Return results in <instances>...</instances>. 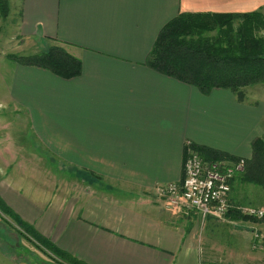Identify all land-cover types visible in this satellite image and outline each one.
<instances>
[{
  "label": "crops",
  "instance_id": "obj_1",
  "mask_svg": "<svg viewBox=\"0 0 264 264\" xmlns=\"http://www.w3.org/2000/svg\"><path fill=\"white\" fill-rule=\"evenodd\" d=\"M10 5L19 16L17 36L70 44L82 72L66 79L15 61L8 100L27 113L33 140L76 175L69 179L75 188L73 196L52 203L0 174L1 198L86 264H204L201 219L168 209L154 188L184 178L188 144L250 159L253 140L264 136V108L229 89L205 94L146 60L162 28L180 13L251 12L264 0ZM23 252L18 261L5 254L2 264H51L39 250Z\"/></svg>",
  "mask_w": 264,
  "mask_h": 264
},
{
  "label": "trees",
  "instance_id": "obj_2",
  "mask_svg": "<svg viewBox=\"0 0 264 264\" xmlns=\"http://www.w3.org/2000/svg\"><path fill=\"white\" fill-rule=\"evenodd\" d=\"M12 13L10 0H0V14L8 18ZM263 31L264 13L261 10L244 13H180L160 31L146 64L165 75L198 87L205 94L213 88H224L244 96V88L264 83V38L259 37L264 36ZM46 41L49 43L46 49L20 56L18 61L41 67L66 79L79 76L82 61L72 53L71 45L50 38ZM194 148L204 160L235 158L201 146ZM42 149L37 151L42 154ZM252 150L246 170L232 181V209L222 219L233 222L250 218L240 213L238 207L242 205H236L232 197L234 185L238 181L241 184L252 182L264 186V136L253 140ZM0 210L15 221L25 238L34 242L33 245L56 264H86L59 248L34 225L23 220L1 196ZM5 220L10 222L8 218Z\"/></svg>",
  "mask_w": 264,
  "mask_h": 264
},
{
  "label": "rangeland",
  "instance_id": "obj_3",
  "mask_svg": "<svg viewBox=\"0 0 264 264\" xmlns=\"http://www.w3.org/2000/svg\"><path fill=\"white\" fill-rule=\"evenodd\" d=\"M260 10L264 13V7ZM11 11L13 13L8 18L0 14V174L27 191H40L43 196L49 197V202L61 203L69 194L73 196L74 186L69 179L75 176H70L58 156L33 140L27 113L8 100V84L15 61L20 60V56L46 49L49 43L17 36L19 16L13 7ZM243 90L251 107L264 108V83L250 85ZM41 148L42 154L37 151ZM232 197L236 205L264 210V186L238 181ZM5 218L11 223H7ZM256 219L250 217L225 222L210 216L205 221H199L197 238L204 264H264V220ZM19 230L15 221L0 210V264L5 254L18 261L23 251L38 250L34 242L25 238ZM46 259L56 264L52 259Z\"/></svg>",
  "mask_w": 264,
  "mask_h": 264
},
{
  "label": "built area",
  "instance_id": "obj_4",
  "mask_svg": "<svg viewBox=\"0 0 264 264\" xmlns=\"http://www.w3.org/2000/svg\"><path fill=\"white\" fill-rule=\"evenodd\" d=\"M184 178L180 181L155 186V195L164 200L168 209L184 215H198L205 221L208 217L224 218L232 209L230 194L232 181L245 171V158H218L204 160L191 144H188ZM247 217L264 218V210L252 206H239Z\"/></svg>",
  "mask_w": 264,
  "mask_h": 264
}]
</instances>
